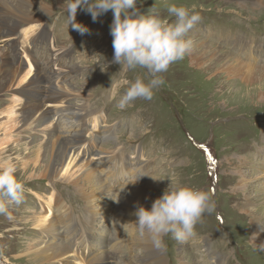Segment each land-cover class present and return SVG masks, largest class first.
Masks as SVG:
<instances>
[{
	"label": "rangeland",
	"instance_id": "obj_1",
	"mask_svg": "<svg viewBox=\"0 0 264 264\" xmlns=\"http://www.w3.org/2000/svg\"><path fill=\"white\" fill-rule=\"evenodd\" d=\"M40 2L39 6L44 5L49 10L47 15L29 25L18 39L20 44L24 42L29 46L30 56L26 57L30 68L26 71L25 64L20 63L17 67L15 63V69L19 68L21 71L18 81L0 95V164L10 160L16 166L18 179L23 181L26 189H30L26 191L25 202L11 209L12 219L0 216V264H39L35 249L44 238L47 237L52 242L56 234L68 233L66 229L60 233H46L48 222H56L67 215L72 220L79 221L77 219L84 216L85 203L79 189L93 187L95 183L90 180L89 174L96 175L99 170L110 175L105 181V187L111 200L120 202L118 209L114 207L109 210V217L100 216L101 221L112 223L111 227L107 225V229L105 228L108 237L115 231L123 214L137 212L140 207L150 211L154 202L169 190L172 182L173 185L214 191L217 209L212 215L205 216L204 223L197 226V235L187 241L164 237L166 250L161 252L165 264H182V258L188 264H211L206 253L209 250L222 257L220 264H264L263 247L252 242V218L242 209L248 203V196L257 207L255 216L264 220V203L259 195L264 189V76L245 81L235 74L223 73L221 63L210 62L211 55L206 54L202 46L200 49L195 46L199 40L207 42L236 56L246 57L244 62L255 63L259 70H264V6L258 5L260 2L255 0H136V6L131 11L138 15H148L150 12L168 18L170 23L175 18L167 12L169 5L185 6L190 11L199 13L202 22L188 33L187 38L194 41L195 55H205L200 63H208L212 70H202L199 63H193L194 55H189L162 74L166 83L156 91L153 100L138 99L121 110L117 104L130 83L137 77L147 82L149 75L144 69L123 71L120 64L113 62V11L109 10L93 21L90 13L83 8L79 9L75 23L89 29L88 33L82 35L68 22L66 0ZM30 11L39 14L35 8ZM220 28L226 35L239 33L246 37L228 36L226 42L233 47L229 45L226 49L215 41L214 33ZM211 32L213 35L209 36ZM20 44L18 48L23 52ZM1 47L4 48V45H0V49ZM22 52H19L21 56ZM62 52H66V56ZM38 53L46 59L45 64L42 58L35 57ZM1 54L0 52V57ZM44 65L53 77L68 74L71 80L74 78L72 87L68 88H76L80 92L73 103L87 108L86 112L78 114L79 117L66 121L64 130L72 127L66 138H77L72 136L81 134L83 140L79 136L82 141L79 140L59 175L52 178L39 174L36 169L41 160L47 162L52 156L53 145L60 138L61 124L57 123L58 118H54V122H47L38 132L20 133L18 110L26 103L39 101L44 92L39 93L37 98H31V101H24L15 95L21 88L20 82L26 78L24 85L34 78ZM75 70H78V75L73 77L71 72ZM61 81L62 79H56L58 84ZM58 91L66 92L68 89L60 88ZM61 99L50 104L53 108L49 109L67 110L68 99ZM99 112L107 113L112 123L108 118H102L103 115L96 117ZM63 118L61 122L64 121ZM84 118L93 129L99 130L102 137H99L101 145L97 147L98 153L92 152L93 155L89 150L94 148V135L92 132L88 134L92 128L81 129L77 126ZM118 125L120 128L116 130ZM47 127L52 129L48 132L51 136L45 153L37 158L39 152L36 149L47 140L46 134H43ZM184 129L190 131L188 133L196 140H193L194 144L204 143L212 136L213 143L210 146L221 170L219 183L211 180L209 164L203 153L194 149L193 143L188 140L190 136L185 137ZM27 140L31 141L27 147L16 144L17 141L23 144ZM116 144L123 149L122 158H127L126 150L133 155V168L135 165L136 167L134 170L128 168L114 177L107 169L109 165L98 169L96 163L99 159L106 160L108 156L119 159ZM7 149L11 152L3 154ZM22 166L29 168L27 174L21 169ZM137 166L143 170L146 180L141 179L139 174L128 177ZM209 178L213 184L209 183ZM130 181H133L131 185L128 184ZM246 184L247 190L243 192L241 188ZM211 187L217 191L210 189ZM73 215H77V219ZM132 215L136 216V213L128 217H133ZM220 215L224 218V226L220 224ZM89 217L91 218L87 215L84 222L79 223L82 232L91 228ZM44 219L46 225L37 228L36 220ZM68 222L70 220L65 221ZM99 230L100 226L95 232L93 229L91 236L85 238L83 244H78L81 240L76 238L73 242H68V245L75 243L88 253L93 250L103 253L108 243L98 238ZM135 234L136 241H141L143 236L140 232ZM153 247V244L144 245L143 249ZM81 250H77L78 253ZM140 253L141 250L138 249L132 255L141 256ZM71 256L74 255L70 254L65 259ZM70 261L67 259L65 263Z\"/></svg>",
	"mask_w": 264,
	"mask_h": 264
},
{
	"label": "bare ground",
	"instance_id": "obj_2",
	"mask_svg": "<svg viewBox=\"0 0 264 264\" xmlns=\"http://www.w3.org/2000/svg\"><path fill=\"white\" fill-rule=\"evenodd\" d=\"M222 1L238 2L241 0ZM255 1L260 2V4L258 3V5L264 6V0ZM40 4V0H0V45L4 44L3 54H1L2 63H0V95L4 94L15 85L21 73L19 68L15 69V63H13L12 61V56L15 60L18 58L17 47L20 44L18 41V39L20 38L19 35L26 31L29 25L43 19V17L47 15V12L49 11L46 7H44V5L39 6ZM34 8L38 10L39 14L30 11V9ZM29 31L30 30H28V32ZM234 45L236 47L238 46L235 43ZM21 46L25 50L24 54L29 57V46H27L24 42L21 43ZM195 46L197 47L196 49H200V46H202L204 48V52H207L206 54L211 55L212 58L210 62L218 61L219 63H221V69L224 71L223 73L235 74L241 78H244L245 81L253 80L255 77L264 76V70H259L258 66L255 63L244 62V59L246 57L243 58L240 56H236L228 50L226 51L223 48H217L214 45H210L207 42H203L201 40H199V43ZM196 49H193L192 53L190 54L194 55L193 63H199V67L202 70H205L206 72L212 70L208 63H200L201 59H203L205 55H203V53L195 55ZM0 52H2L1 49ZM71 74H73V77H75L76 75H78V70L71 72ZM52 75L53 74L50 73L44 65L38 75H35L34 78H32L23 85V83L27 80L26 78H24L23 81H21L19 84L21 88L15 92V95H17L21 99L29 101L33 100L31 98H37L36 96L39 93L42 94V92H44L42 94V98L39 101L37 100L36 103H26L18 110L17 120L19 121V124H21L20 133H24L26 131L38 132V130L44 127L47 122H54V118H58L59 121L57 123L61 124V127L59 129L60 138L58 142H56V145H53L54 151L52 152V156L48 158L47 162L41 160L38 168L36 169L39 174L51 176V178L57 177L59 175V172L62 170L64 163L71 158V155L73 154L74 149L77 146L79 140L81 138L83 140V136L81 134L72 136L77 138H66V136L71 132L72 129V127H70L64 130V127H66V121L79 117L78 114H83L87 110L85 106L78 107L77 105H75V103H73V100L78 97L80 92V90H77L76 88H68V86L72 87L71 83L73 82L74 78L71 80L70 75L68 74H59L55 77H52ZM226 77L227 74H225V78ZM56 79H62L61 84L56 83ZM60 88H67L68 91L59 92L58 90ZM61 98L68 99L67 110L54 111L52 109H49L50 104L57 103L58 100H62ZM59 115L64 116V118ZM61 118H63L64 121L61 122ZM67 124H69V122ZM69 125L73 126L72 124ZM51 130V127H47L45 129L46 133L43 132V134H46L47 140L45 139L44 145H40L36 149V151L39 152L37 158L41 156V154L43 155L45 153L48 140L51 136L49 134ZM79 136L82 137L80 138ZM82 140H80V142ZM28 143H31V141H24L23 144H21V141L16 142L17 146L25 145L26 147L27 145H29ZM115 147L118 150V154H120L118 155L120 156L119 159H121L123 149L121 145L118 144H116ZM10 152L11 151L7 149L4 151L3 154H9ZM29 153L31 152L29 151ZM116 159H118L116 156H108L106 160L99 159L96 163V166L99 169L101 166L105 165L104 162L110 165L111 161ZM20 165H22V163ZM22 167L23 168L21 169H23V172L27 174L29 172V168L24 166ZM138 174L139 176L144 175L140 178L146 180V175L143 173V170L139 168V166H137L136 170L132 173V175L136 177ZM109 176L110 175H108L107 172H105L104 170H99L96 175L94 173L89 174L90 180H92L95 184L93 187H81L79 189V193L85 203L86 210L84 216L81 215V217L78 219L76 218L77 215H73V218L79 221H74L71 219V217H69V215H67V217H65L64 219H60L56 222H48L47 227H45L46 233H52L55 231L60 233L63 229L68 230V233L66 235L56 234L52 242H50L47 237L44 238L40 246L35 249V251L37 252L36 256L38 257L39 264H50V262H53V264L166 263L162 252L156 247H153L151 249H143L144 245L153 244L150 237L145 235L143 236L141 241H136L137 238L135 237V233L139 232L138 226L136 225L138 217L134 215H132L133 217H128L131 214H135L136 212L123 214L120 223L115 226V231L110 234L109 237L107 236V225L111 227L112 223L105 220L101 221L100 216L103 215L105 217H109V210L114 207L118 209V206H120V202L118 200H111L110 193L105 187V181L108 180ZM132 182L133 181H130L128 182V184L131 185ZM241 189H243V192H246L247 184ZM259 195L262 199V202L264 203V189L262 190V192L259 193ZM246 200H248V203H245L242 209L246 215L252 218V233L254 236L252 242L256 246L259 245L261 246V248L263 247L264 249V220H262V218L260 217L255 216L257 207L255 203L251 200V198L246 196ZM87 215L91 216V218L89 217V224L91 228H89V230L87 231L84 230L82 232L79 223H83V219L84 217H87ZM67 220H70V222L65 223V221ZM45 221V219L36 220V227L43 228L46 225ZM126 222L128 223L126 224ZM87 223L88 222H86V224ZM105 224L106 227L104 226ZM97 226H100V236H98V238L108 243L107 248L105 249L106 251L103 253H97L96 250H93L91 253H88L86 249L81 250L78 244H83V242H85V238L91 236L93 229L95 232V229L98 228ZM76 238L81 241L78 242V244L73 243L69 246L68 242H73ZM76 248L77 250H81L82 253H78ZM138 249L141 250V256L134 257L132 255V252ZM209 251H206L208 257H210L208 262H210L211 264H220L222 262V257L215 252ZM70 254L74 256L68 257L67 259L71 261L65 263V261L67 260L65 258ZM181 261L182 264L189 263L188 261L183 260V258L181 259Z\"/></svg>",
	"mask_w": 264,
	"mask_h": 264
},
{
	"label": "clouds",
	"instance_id": "obj_3",
	"mask_svg": "<svg viewBox=\"0 0 264 264\" xmlns=\"http://www.w3.org/2000/svg\"><path fill=\"white\" fill-rule=\"evenodd\" d=\"M66 3L68 22L82 35L88 33L89 29L75 23L79 9L90 13L93 21L109 10L113 11V62L120 64L123 71L147 70V82L137 77L120 98L117 107L121 110L138 99H154L156 91L166 83L162 74L192 53L194 41L187 36L202 22L199 13L175 4L167 7L169 16L175 18L170 23L168 18L150 12L148 15H138L131 11L136 6V0H66ZM16 171V166L10 160L0 164V216L8 219L13 218L11 209L24 203L26 191H30L18 179ZM214 196L212 190L173 185L171 182L169 190L154 202L150 211L144 207L138 209V230L141 236L150 237L158 250L165 251L164 237L171 236L184 242L197 235V226L204 223L205 216L216 212Z\"/></svg>",
	"mask_w": 264,
	"mask_h": 264
}]
</instances>
